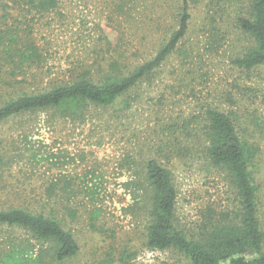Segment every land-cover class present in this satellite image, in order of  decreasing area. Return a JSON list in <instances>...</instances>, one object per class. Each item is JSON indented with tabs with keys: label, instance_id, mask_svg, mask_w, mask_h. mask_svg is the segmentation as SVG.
Segmentation results:
<instances>
[{
	"label": "rangeland",
	"instance_id": "obj_1",
	"mask_svg": "<svg viewBox=\"0 0 264 264\" xmlns=\"http://www.w3.org/2000/svg\"><path fill=\"white\" fill-rule=\"evenodd\" d=\"M248 3L195 1L178 50L109 108L88 107L75 118L26 112L0 122V208L52 207L79 246L62 264H187L145 246L147 194L134 181L148 157L166 166L177 191L176 219L186 228L209 210H231L234 190L208 164L199 136L205 111L217 108L234 112L259 147L254 172L264 215V75L230 63L246 45L234 18ZM174 6L176 0H59L43 11L0 0V100L85 71L101 77L111 62L133 69L156 54L175 26ZM50 193L56 205L46 201ZM24 235L0 227V253L7 237Z\"/></svg>",
	"mask_w": 264,
	"mask_h": 264
},
{
	"label": "trees",
	"instance_id": "obj_2",
	"mask_svg": "<svg viewBox=\"0 0 264 264\" xmlns=\"http://www.w3.org/2000/svg\"><path fill=\"white\" fill-rule=\"evenodd\" d=\"M21 1L46 11L59 0ZM176 1L177 6L173 7L176 24L151 59L129 71H122L117 62H111L101 77L85 71L50 89L0 100V122L14 115L46 110L75 118L82 116L88 107L109 108L126 97L138 84L148 80L186 38L190 10L197 0ZM234 26L246 45L230 63L239 70L261 72L263 76L264 0H249L246 11L234 18ZM211 30V39L217 42L216 24ZM222 40L223 37L219 39ZM203 123L199 136L203 138L204 157L227 179L234 190L236 205L219 213L209 210L195 228L180 225L176 219L177 191L173 175L155 158L148 157L140 163L141 176L134 181V187L147 194L145 246L150 250L174 252L187 264H264V215L254 172L259 147L249 141L234 112L208 108ZM46 201L51 206L57 204L52 193ZM53 211L52 207L47 212L43 208H0V227L25 234L18 240L6 238L0 264H62L73 259L79 252L77 240ZM33 243L38 245L35 253Z\"/></svg>",
	"mask_w": 264,
	"mask_h": 264
}]
</instances>
